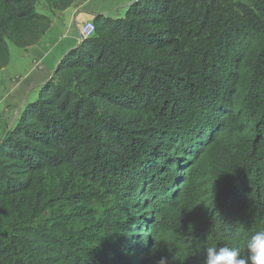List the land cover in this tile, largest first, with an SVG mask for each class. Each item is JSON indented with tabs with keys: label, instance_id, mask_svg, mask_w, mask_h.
<instances>
[{
	"label": "trees",
	"instance_id": "16d2710c",
	"mask_svg": "<svg viewBox=\"0 0 264 264\" xmlns=\"http://www.w3.org/2000/svg\"><path fill=\"white\" fill-rule=\"evenodd\" d=\"M66 11L74 0H46ZM137 0L98 14L0 139V264H147L164 238L204 264L264 229V0ZM51 18L0 0L8 42ZM107 204L94 246L23 223L50 207ZM84 211V212H83ZM158 247L155 248V251ZM190 253L194 255L191 256Z\"/></svg>",
	"mask_w": 264,
	"mask_h": 264
},
{
	"label": "rangeland",
	"instance_id": "374dc122",
	"mask_svg": "<svg viewBox=\"0 0 264 264\" xmlns=\"http://www.w3.org/2000/svg\"><path fill=\"white\" fill-rule=\"evenodd\" d=\"M79 1V0H78ZM89 4L90 8L97 6H107L111 8L114 18H123L125 15V5H129L137 0H92ZM232 10L240 12L243 8L254 12L257 8L259 0H223ZM38 13L54 18V12L48 7L46 0H37ZM71 38L77 35L75 28L70 30ZM78 37V35H77ZM74 40L67 38L61 40V35L55 34L47 40L48 48L45 51L49 52L51 48H56L54 54H51L47 60L38 63L36 54L32 51L25 52L24 49H19L12 43L8 42L10 51V63L0 69V139L5 132L10 129L16 122L21 108L27 103L37 99L38 88L36 83H32L35 73L45 68L50 72H55L58 62L64 54L78 45H71ZM58 43L57 46L55 44ZM70 46V47H68ZM68 48V49H66ZM64 50H67L64 52ZM64 52V53H63ZM60 54H62L60 56ZM39 81L37 84L41 83ZM35 87V88H34ZM107 204L101 202H93L88 208L90 210L83 211L84 215L80 219L74 217L81 214L80 209L74 206H59L50 207L40 213L34 214L28 218L23 224L28 226H37L41 229H46L56 233L64 239H80L82 242L94 246L96 236L94 229L96 223L103 217ZM158 250L155 251V248ZM191 256L194 255L190 253ZM152 263L158 264L161 257L167 258V264H192V258L189 253L182 248L169 246L168 242L161 238L159 241L151 244ZM149 264V263H147Z\"/></svg>",
	"mask_w": 264,
	"mask_h": 264
},
{
	"label": "crops",
	"instance_id": "0c3cea01",
	"mask_svg": "<svg viewBox=\"0 0 264 264\" xmlns=\"http://www.w3.org/2000/svg\"><path fill=\"white\" fill-rule=\"evenodd\" d=\"M91 3H93L92 0H79V1L74 0L73 5L70 8H68L66 11H63V12L53 11L54 18L51 19L52 25L50 29L42 36L40 41L35 46L25 49L24 51L25 52L32 51L33 53H35L37 57V61L38 63H40V62H43L44 60H47L51 54L55 53L54 50L56 48H51L49 52L45 51L46 47L48 46L47 40L50 39L52 36H55V34L61 35V40L67 39V38L74 40V42L70 44V46L76 45V44L79 45L80 42L77 37L78 34L73 36L72 38L69 35L71 33L70 31L71 29L75 28L78 33L79 26H81L83 23L87 21L94 20V18L98 14H103L106 16L114 17L112 15L111 8H107V6H103V7L97 6L95 8H90L89 4ZM126 6L127 5H125L124 7ZM57 45L58 43L55 44V46ZM65 51L67 50H64V52ZM61 55L62 54H60V56ZM58 59H61V58L58 57ZM53 75H54V72H50L49 70L43 68L39 72L35 73L34 80L32 83H36L35 87H39L43 82H45L46 80H49ZM39 81H42V82L37 84Z\"/></svg>",
	"mask_w": 264,
	"mask_h": 264
},
{
	"label": "clouds",
	"instance_id": "9594fccd",
	"mask_svg": "<svg viewBox=\"0 0 264 264\" xmlns=\"http://www.w3.org/2000/svg\"><path fill=\"white\" fill-rule=\"evenodd\" d=\"M247 255L239 247H208L204 264H264V229L255 231L245 242ZM158 264H167L161 257Z\"/></svg>",
	"mask_w": 264,
	"mask_h": 264
},
{
	"label": "built area",
	"instance_id": "2783aa9c",
	"mask_svg": "<svg viewBox=\"0 0 264 264\" xmlns=\"http://www.w3.org/2000/svg\"><path fill=\"white\" fill-rule=\"evenodd\" d=\"M96 32V26L93 20L83 23L78 28V40L82 42L85 39L91 38Z\"/></svg>",
	"mask_w": 264,
	"mask_h": 264
}]
</instances>
